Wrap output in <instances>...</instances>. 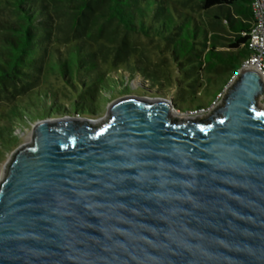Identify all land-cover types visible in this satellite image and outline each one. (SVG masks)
Wrapping results in <instances>:
<instances>
[{
    "label": "water",
    "instance_id": "1",
    "mask_svg": "<svg viewBox=\"0 0 264 264\" xmlns=\"http://www.w3.org/2000/svg\"><path fill=\"white\" fill-rule=\"evenodd\" d=\"M263 95L240 68L206 117L131 96L36 123L0 180V264H264Z\"/></svg>",
    "mask_w": 264,
    "mask_h": 264
},
{
    "label": "trees",
    "instance_id": "2",
    "mask_svg": "<svg viewBox=\"0 0 264 264\" xmlns=\"http://www.w3.org/2000/svg\"><path fill=\"white\" fill-rule=\"evenodd\" d=\"M62 1L77 3L82 15L92 2H105L109 21H115L125 35L156 42L163 55L162 62H169L173 68L167 77L175 71L178 74L179 96L174 102L176 105L180 101L182 109L176 107L184 112L210 106L249 57L246 34L254 24V0H198L199 14L189 13V7L177 8L167 0ZM54 6L56 0H0V12L8 10L13 16L12 20L0 17V89L31 86L38 81L42 65L46 64L50 73L61 75L75 94L78 104L69 103V107L85 114L91 110L89 102L98 88L109 82L98 70L95 56L86 55L82 43L74 45L64 56L47 47L54 29ZM246 20L252 21V25L247 26ZM145 68L138 72L151 86L164 92L165 88L170 89L159 71ZM158 68L162 69V65ZM210 86L214 87L213 92L209 91ZM204 97L208 100L204 101ZM49 101L45 92L33 91L23 105L10 109L3 124L23 121L25 115L33 112L41 114L51 108ZM12 136L7 125H0V142L6 148L15 146Z\"/></svg>",
    "mask_w": 264,
    "mask_h": 264
},
{
    "label": "rangeland",
    "instance_id": "3",
    "mask_svg": "<svg viewBox=\"0 0 264 264\" xmlns=\"http://www.w3.org/2000/svg\"><path fill=\"white\" fill-rule=\"evenodd\" d=\"M176 5L177 8H190L189 13L199 14L198 0H167ZM77 8H75L76 6ZM55 11L52 13L54 29L49 36L47 47L54 54L66 55L71 48L78 43L86 47V55L95 56L98 70L104 74V78L109 84L106 87L98 88L93 101H90L91 110L85 114H78L69 105L76 104L78 100L75 94L65 83L63 77L52 74L48 66L42 65L39 79L31 86H20L18 88L0 89V125H7L12 131V139L15 146L8 147L0 142V180L4 176L7 161L11 154L22 145L31 141V134L36 123L48 118L77 117L91 119L97 122L107 119L109 106L118 100L126 97L144 98H165L168 101L178 99L179 91L176 89V75L173 72L171 77H167L171 68L169 62H162L161 49L156 42L142 36L125 35L122 28L115 21L108 19V4L92 2L90 8L80 13L77 3L63 2L56 0ZM187 11V10H185ZM206 16V15H205ZM0 17L12 20V14L8 10H2ZM222 50H227L222 48ZM162 65V69L158 68ZM147 69H146V68ZM142 68L150 71H159L162 80L169 83V88L165 92L157 86L145 80L138 71ZM207 78V75H205ZM169 79V81L167 80ZM230 83V82H229ZM228 86V85H227ZM226 86V87H227ZM225 87V88H226ZM213 92V86L208 87ZM33 91H42L49 98L48 105L51 108L43 113H31L25 115L23 121L12 122V125L3 124L7 113L16 105H23L28 96ZM225 90L223 91V94ZM200 94V93H199ZM204 101L208 98L204 97ZM69 101V102H68ZM178 101V100H177ZM71 103V104H69ZM78 104V103H77ZM178 108L183 107L182 103H176ZM216 107H206L200 117L208 116ZM262 108V107H261ZM48 111V112H47ZM184 116L188 112L178 109ZM46 113V114H45ZM48 113V115H47ZM6 122V121H5Z\"/></svg>",
    "mask_w": 264,
    "mask_h": 264
},
{
    "label": "built area",
    "instance_id": "4",
    "mask_svg": "<svg viewBox=\"0 0 264 264\" xmlns=\"http://www.w3.org/2000/svg\"><path fill=\"white\" fill-rule=\"evenodd\" d=\"M252 11L254 24L246 34L248 36L247 47L249 50V57L243 62L241 68L252 69L258 72L264 79V0H254L252 3ZM224 95L225 93L218 95L210 107H217L224 98ZM260 105L264 107V95L260 99ZM205 109L206 108H201L188 111L187 115L190 117H198L201 116V113L204 112Z\"/></svg>",
    "mask_w": 264,
    "mask_h": 264
},
{
    "label": "crops",
    "instance_id": "5",
    "mask_svg": "<svg viewBox=\"0 0 264 264\" xmlns=\"http://www.w3.org/2000/svg\"><path fill=\"white\" fill-rule=\"evenodd\" d=\"M234 13V12H233ZM237 19V18H236ZM244 23H246L247 26H251L252 25V21L250 20H246Z\"/></svg>",
    "mask_w": 264,
    "mask_h": 264
},
{
    "label": "bare ground",
    "instance_id": "6",
    "mask_svg": "<svg viewBox=\"0 0 264 264\" xmlns=\"http://www.w3.org/2000/svg\"><path fill=\"white\" fill-rule=\"evenodd\" d=\"M175 116H179L180 117V114H178L177 112H175V114H174Z\"/></svg>",
    "mask_w": 264,
    "mask_h": 264
}]
</instances>
